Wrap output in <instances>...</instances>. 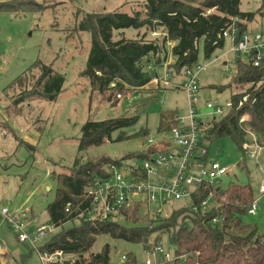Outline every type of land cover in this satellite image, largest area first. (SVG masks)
Returning <instances> with one entry per match:
<instances>
[{"label": "trees", "instance_id": "trees-1", "mask_svg": "<svg viewBox=\"0 0 264 264\" xmlns=\"http://www.w3.org/2000/svg\"><path fill=\"white\" fill-rule=\"evenodd\" d=\"M259 1L264 3V0ZM241 2L138 0L139 7L132 11L129 8L128 12L120 6L113 10L83 12L69 33L72 36L86 32L90 37L89 55L80 76L89 81L92 92L111 101V106H114L118 102V98H112L115 91L127 92L153 83L151 80L157 74V67L166 66L167 70L172 69L180 75L185 68L196 66L199 41L202 42L205 57H209L215 48L223 46L225 39L221 31L232 20L238 19L236 24L239 32L245 31L248 22L254 18V12L242 11ZM44 7L43 3L34 0L0 2V12L9 14L40 12ZM213 9V12H209ZM126 29H143V32L131 38L124 36L123 31ZM157 30L160 36L146 38L148 33ZM114 35L118 37L114 38ZM168 40L173 44L168 46ZM235 64V72L228 86L238 84L244 88L230 95L234 106L226 114L202 125V143L207 153V142L222 136H229L242 149L243 141L248 140V128L258 141L264 140V66L256 67L244 59ZM30 78L33 80L29 81ZM64 79V74L55 72L51 64L36 59L13 78L4 91L21 87L20 93L10 95L9 101L13 103L25 102L33 97L54 100L63 90ZM228 86L213 87L221 91ZM247 93V102L236 108L238 100ZM247 112L250 118L240 122ZM176 116L174 111L160 112L158 131L168 132L177 123ZM137 120L138 115L87 120L80 128L78 152L101 145L105 139L111 138L114 130L134 124ZM147 134L148 130L141 128L135 135L146 137ZM125 137L127 135L121 132L116 140ZM149 145L139 154H130L125 158L150 159L156 150L171 148L166 142ZM200 159L207 160V154ZM111 163L118 168L121 166L120 160L110 157L83 160L78 155L66 172L53 174L57 184L56 196L47 203L45 210L49 215V223L58 230L40 246L42 250L60 249L75 256L76 264H109L108 245L104 244L99 251L91 252L98 235L142 242L146 249L165 234L173 244V254L178 258L160 264H264V231L258 232L256 225L247 224L240 218L242 214H248L253 200L249 184L233 181L222 186L220 183L202 182L194 188L187 205L173 209L170 215L161 219L156 218L149 208L145 210L141 202L121 209V218L118 220L93 218L83 221L77 218V214L91 201L87 190L95 179L108 177V165ZM203 200H206V205L202 207L200 203ZM192 205L197 208L194 209ZM67 206L69 211L65 209ZM66 222L71 223V226L64 228ZM152 233L156 237L150 242L148 238ZM134 262V258L126 254L122 264Z\"/></svg>", "mask_w": 264, "mask_h": 264}, {"label": "rangeland", "instance_id": "rangeland-1", "mask_svg": "<svg viewBox=\"0 0 264 264\" xmlns=\"http://www.w3.org/2000/svg\"><path fill=\"white\" fill-rule=\"evenodd\" d=\"M3 1L9 0H0ZM34 1L43 3L45 7L40 12H0V205L18 214L29 210L38 224H49L45 208L56 196L57 184L53 174L66 172L72 166L74 158L81 155L83 160L101 156L120 160L121 166L118 169L124 175L127 167L139 165L143 161L140 157H125L139 154L150 147L146 142L147 136L156 140L161 135L157 129L160 112L174 111L185 122L188 121L190 104L186 91L179 86L185 75L182 72L180 75L176 74L172 69L167 70L166 66L157 67L156 72L160 77L157 82L129 90L128 93L115 91L112 98L117 93H120V98L114 106H111V101L92 92L89 81L80 76L89 55L90 37L86 32L72 36L69 33L79 22L81 13L113 10L119 6L128 12L129 8L132 11L139 7L138 0ZM241 1L242 11L254 12V18L248 22L246 29L264 31V3L259 0ZM213 11L214 9L209 12ZM127 31L124 36L135 38L143 29ZM157 36H160L159 30L148 33L146 38ZM197 47L196 65L205 66V69L196 73L199 88L196 94L199 99L194 108L197 117L208 123L218 116L205 107V101L224 106L232 93L244 88L238 84L228 86L235 72V62L240 59L234 56L227 39L209 57H205L201 41ZM36 59L51 64L55 72L64 74L63 90L54 100L33 97L20 103L9 101L10 95L21 92V87L6 92L4 88ZM165 71L170 74L164 77ZM31 79L33 80L30 78L29 81ZM215 85L228 87L218 91L213 87ZM132 115H138L134 124L114 130L111 138L105 139L101 145L78 152L80 128L87 120ZM141 128L148 130L146 137L135 135ZM121 132L127 137L116 140ZM170 145L174 146L171 141ZM207 146L208 161H218L228 169V175L220 178L222 186L233 181L250 185L253 200H256L258 207L254 214H242L240 218L247 224L256 225L258 232H263L264 195L259 186L264 181V149L256 151V158H251L229 136L207 142ZM173 164L171 163L172 167ZM164 176L168 174L165 173ZM188 201V197L171 198L162 203L160 193H157L156 199L149 202L148 207L156 218L161 219L170 215L173 209L187 205ZM157 210L159 212L156 214ZM63 225L68 228L71 223ZM57 230L55 228L52 232H47L38 240L37 246H43ZM155 237L156 234L152 233L148 239L153 242ZM158 238L157 242L163 250L172 256L173 244L167 236L162 234ZM0 243V264H40L32 245L20 242L14 230L1 216ZM104 244L109 247V264L124 263L122 256L126 257V254L134 258V264H144L146 250L142 242H129L100 234L91 252L99 251Z\"/></svg>", "mask_w": 264, "mask_h": 264}, {"label": "built area", "instance_id": "built-area-1", "mask_svg": "<svg viewBox=\"0 0 264 264\" xmlns=\"http://www.w3.org/2000/svg\"><path fill=\"white\" fill-rule=\"evenodd\" d=\"M236 20H232L221 31L222 37L230 42V49L236 58L248 60L256 67L264 66V31L246 29L239 32ZM172 44L171 40L167 41L168 46ZM202 69H205V66L196 65L182 71L185 77L181 78L179 86L186 91L189 98L188 121L184 122L176 116L177 123L171 126L168 132L161 133L156 140H152L149 136L146 137L148 144L161 145L165 142L170 144L171 141L174 145L171 148L175 149L156 150L150 159H144L140 165L127 167L124 175L119 172L115 164H109L108 177L97 178L93 181L92 186L86 192L91 197V201L82 212L77 214V218L80 217L83 221H90L93 218L118 220L121 218V209L132 206L135 202H141L144 208L148 210L149 202L156 199L157 193H160L162 203L171 198H190L194 188L201 185L202 182L217 183L216 185H218L220 178L228 175V169L221 166L218 161L200 159L201 156L207 154V148L202 143V125L207 123L202 121L201 117H197L194 107L199 99L196 94L199 89L196 73ZM169 74V71H165L164 77ZM159 79L158 74H155L151 81L157 82ZM116 97L120 98V94L117 93ZM248 97V93L243 94L238 100L236 108L247 102ZM233 106L232 99L226 101L224 106L217 102L205 101V107L211 109V112L218 117L226 114ZM248 118H250V114L247 112L240 118V122L247 121ZM247 135L248 140L243 141L242 149L249 157L256 158V151L264 149V140L258 141L250 128L247 129ZM171 163H174L173 167ZM133 170L135 171L133 172ZM141 173L142 175H140ZM165 173L168 176H164ZM155 179L160 181L156 182ZM259 189L264 195V181ZM200 204L202 207L205 206L206 200ZM250 205L249 215L254 214L258 207L256 200H252ZM192 207L197 208L195 205ZM65 209L69 211L68 206ZM25 215V211L18 214L10 212L5 206L0 205V216L14 230L15 236L20 242L32 245L37 257H39L40 264H76L77 258L75 256H70L60 249L46 251L37 246L38 240L47 232H52L56 227L51 223L29 226ZM1 244L0 249H2ZM145 250L144 264L173 262L178 258L175 254L171 256L165 252L158 242ZM125 259L126 257L122 256V260Z\"/></svg>", "mask_w": 264, "mask_h": 264}, {"label": "crops", "instance_id": "crops-1", "mask_svg": "<svg viewBox=\"0 0 264 264\" xmlns=\"http://www.w3.org/2000/svg\"><path fill=\"white\" fill-rule=\"evenodd\" d=\"M128 29L124 30L123 31V34L126 35V33L128 32L127 31ZM132 31V30H131ZM208 160V159H207ZM26 212V222H28V225L29 226H33V225H38V223L35 221V217H34V214L31 212L29 214V210H25ZM36 253V252H35ZM36 257H37V254H36ZM39 258V257H38Z\"/></svg>", "mask_w": 264, "mask_h": 264}]
</instances>
